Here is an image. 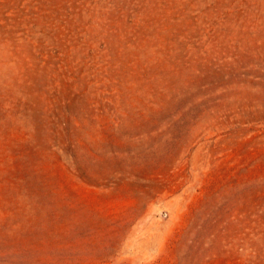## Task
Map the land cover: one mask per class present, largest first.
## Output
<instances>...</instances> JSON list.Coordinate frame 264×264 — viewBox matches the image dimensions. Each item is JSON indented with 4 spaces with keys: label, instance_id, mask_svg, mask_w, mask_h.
<instances>
[{
    "label": "rangeland",
    "instance_id": "1",
    "mask_svg": "<svg viewBox=\"0 0 264 264\" xmlns=\"http://www.w3.org/2000/svg\"><path fill=\"white\" fill-rule=\"evenodd\" d=\"M0 264H264V0H0Z\"/></svg>",
    "mask_w": 264,
    "mask_h": 264
}]
</instances>
